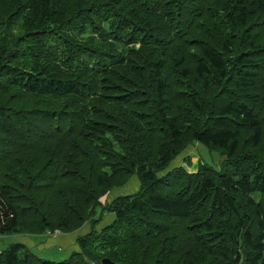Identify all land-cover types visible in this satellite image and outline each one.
<instances>
[{"label": "trees", "instance_id": "16d2710c", "mask_svg": "<svg viewBox=\"0 0 264 264\" xmlns=\"http://www.w3.org/2000/svg\"><path fill=\"white\" fill-rule=\"evenodd\" d=\"M86 227L0 264H264V0H0V236Z\"/></svg>", "mask_w": 264, "mask_h": 264}, {"label": "rangeland", "instance_id": "374dc122", "mask_svg": "<svg viewBox=\"0 0 264 264\" xmlns=\"http://www.w3.org/2000/svg\"><path fill=\"white\" fill-rule=\"evenodd\" d=\"M186 151H190L188 154L191 159H192V164H194V168L189 171L194 172L198 170L199 163H206L213 168L220 170L223 162H224V157L216 151H210L208 150L205 146L199 143H195L194 145L189 146ZM182 158L177 160L176 162L173 163L172 167L178 166V162L181 161ZM182 166L188 168L186 164H183V161L181 162ZM171 168V166H170ZM139 181L137 177L131 178L129 181L128 185L116 189L112 192L111 199L116 198L117 196L120 195H127V194H133L136 191L139 190ZM104 201V200H102ZM97 212L98 215L100 214L101 207H97ZM108 215V216H107ZM113 217V219L110 220V217ZM114 220V215L110 213H105L104 220L102 224L108 225ZM89 230V228H88ZM13 236H0V250H3L5 248H8L10 245L13 244L14 239L12 238ZM13 239V240H12ZM48 238H35L34 241L36 245L34 246V253L41 259L51 261V262H63L69 259L70 257V250L66 248L61 247L60 245H55L50 248H42V246L46 243ZM25 249L21 250V254L25 252Z\"/></svg>", "mask_w": 264, "mask_h": 264}, {"label": "crops", "instance_id": "0c3cea01", "mask_svg": "<svg viewBox=\"0 0 264 264\" xmlns=\"http://www.w3.org/2000/svg\"><path fill=\"white\" fill-rule=\"evenodd\" d=\"M190 168L193 169L194 168V164ZM88 228L89 227H86L81 232L79 231V233L76 232V233H73V234H66V235L60 234V235H57V236H53V235H50L48 233V234L39 235V236L19 235V236H15V237H12V238H15L14 242L22 243L25 246H27V248L32 249L33 251H34L33 248L36 245V243L34 241L35 238H38V237L39 238H48V240L42 246V248H50V247H53L55 245H60L61 247L66 248V250L69 249L70 250V254H71L72 252L78 250L76 239L78 238L79 235L87 232Z\"/></svg>", "mask_w": 264, "mask_h": 264}, {"label": "water", "instance_id": "95a60500", "mask_svg": "<svg viewBox=\"0 0 264 264\" xmlns=\"http://www.w3.org/2000/svg\"><path fill=\"white\" fill-rule=\"evenodd\" d=\"M102 264H117V263L111 261L110 259H104V260L102 261Z\"/></svg>", "mask_w": 264, "mask_h": 264}, {"label": "built area", "instance_id": "2783aa9c", "mask_svg": "<svg viewBox=\"0 0 264 264\" xmlns=\"http://www.w3.org/2000/svg\"><path fill=\"white\" fill-rule=\"evenodd\" d=\"M50 235L57 236L60 235L61 233L59 231H55L54 233H49Z\"/></svg>", "mask_w": 264, "mask_h": 264}]
</instances>
